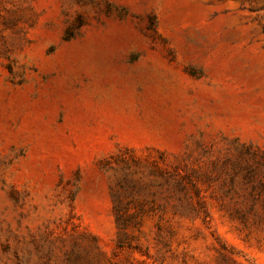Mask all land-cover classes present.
<instances>
[{"label":"rangeland","instance_id":"1","mask_svg":"<svg viewBox=\"0 0 264 264\" xmlns=\"http://www.w3.org/2000/svg\"><path fill=\"white\" fill-rule=\"evenodd\" d=\"M0 264H264V0H0Z\"/></svg>","mask_w":264,"mask_h":264}]
</instances>
